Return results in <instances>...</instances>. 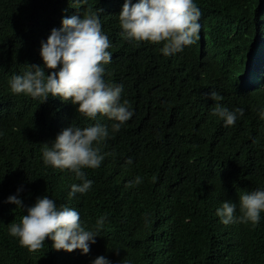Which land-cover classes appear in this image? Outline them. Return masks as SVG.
<instances>
[{
  "label": "trees",
  "instance_id": "1",
  "mask_svg": "<svg viewBox=\"0 0 264 264\" xmlns=\"http://www.w3.org/2000/svg\"><path fill=\"white\" fill-rule=\"evenodd\" d=\"M71 1L76 2L0 0V96L13 105L9 118L0 119V264H93L99 256L111 264H264V211L255 225H225L216 214L227 201L237 205L238 217L240 196L264 190V98L219 101L230 111L244 109L226 127L224 119L208 110L207 100L190 101L198 78L193 71L183 79L189 66L184 59L163 57L157 48L133 44L119 33L125 1L88 0L80 4L82 12L66 14ZM211 3L222 8L215 0ZM89 9L99 12L113 40L104 80L123 85L121 103L127 100L133 115L118 132L108 130L109 137L99 145L104 156L100 167L91 174L82 169L93 181L90 190L69 198L71 186L82 181L68 169L43 162L42 149L52 143L55 123L47 128L43 104L27 100V94H13L7 84L10 71L23 75L33 64L51 74L41 56L42 33L65 17L83 18ZM255 10L248 12V23ZM220 11L224 17L230 12ZM205 19L215 21L210 13ZM219 76L206 70L202 83L207 99L215 83L224 93ZM251 104L256 111L247 106ZM62 105L74 126L100 123L80 115L71 101ZM129 158L131 164L126 163ZM137 176L142 182L128 186ZM11 195L22 199L24 209L8 202ZM43 196L54 199L58 208L77 210L86 231H97L104 218L87 254L57 251L51 238L41 250L29 252L10 235V225L19 224L27 207Z\"/></svg>",
  "mask_w": 264,
  "mask_h": 264
},
{
  "label": "clouds",
  "instance_id": "2",
  "mask_svg": "<svg viewBox=\"0 0 264 264\" xmlns=\"http://www.w3.org/2000/svg\"><path fill=\"white\" fill-rule=\"evenodd\" d=\"M124 1L119 14V33L121 31L133 44L157 48L163 57L178 55L184 59L189 66L183 79H188L193 71V77L198 78L190 101L207 100L208 110L224 119L226 127L234 125L237 115H244V109L230 111L219 101L238 98L239 102L243 99L251 102L254 98H264V0H215L222 8L213 7L211 0ZM237 2L242 3V7L236 6ZM80 4L87 5L88 0L71 1L64 9L65 13L82 12ZM239 8H242L241 12ZM221 9L230 12L224 17ZM253 10L256 16L248 23ZM98 13L89 9L83 18L77 15L65 17L62 24L44 30L39 45L42 46L44 64L53 70L51 74L45 75L44 68L33 64L32 70L23 75H15L14 71L8 75L9 91L27 94V100L43 104L42 115L47 128L55 123L52 143H44L42 149L43 162L68 169L82 181L71 186L69 198L90 190L93 181L86 178L82 169H88L91 174L93 169L100 167L104 159L100 143L109 137V131L118 132L133 115L128 101L121 103L123 85H109L104 80V65L111 62L112 54L108 49L113 40ZM205 13H210L215 21L205 19ZM208 69H214L220 75L219 83L224 90V93L219 91L215 83L209 99L202 83ZM198 90L202 92L200 98ZM69 101L78 105L77 112L84 118L100 123L84 128L74 126L62 105ZM247 106L256 111L253 104ZM12 111V103L0 96V119L9 118ZM98 115L108 119L99 121ZM261 118L264 119V111ZM132 162L131 158L126 161L127 164ZM141 182V177L137 176L128 186ZM8 202L25 207L16 195L9 196ZM239 206L241 215L238 217L235 215L237 205L227 201L216 214L225 225L234 222L258 224L260 213L264 211V190L241 195ZM103 223L102 217L97 222V231H86L77 210L65 205L58 208L54 199L43 196L27 207V214L22 216L19 224H11L9 232L18 237L20 245L29 252L41 250L46 239L51 238L52 247L57 251L81 249L87 254L89 242L96 243ZM93 264H111V261L99 256Z\"/></svg>",
  "mask_w": 264,
  "mask_h": 264
}]
</instances>
